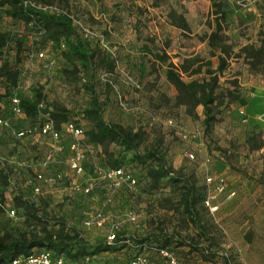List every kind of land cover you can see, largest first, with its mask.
I'll use <instances>...</instances> for the list:
<instances>
[{"label": "rangeland", "instance_id": "rangeland-1", "mask_svg": "<svg viewBox=\"0 0 264 264\" xmlns=\"http://www.w3.org/2000/svg\"><path fill=\"white\" fill-rule=\"evenodd\" d=\"M31 1L50 12L67 13L77 31L84 36L87 34L85 37L98 51L95 66L84 69L78 64L76 68L68 65L64 69L66 64L56 55L52 57L54 47L41 41L30 25L26 27L8 16L7 6L0 5V30L16 37L4 48L0 69L6 58L11 67L20 70L19 95L40 94L47 110L66 114V120H76L84 130L85 147L92 150L94 159L89 165L91 170L78 181L96 178L93 163L99 168L105 167L101 159L105 152L117 156L121 151L113 143L90 144L85 139L89 123L83 110L91 104L93 94L102 104L106 121L131 126L145 134L137 151L123 153L127 169L142 175L155 162L148 159L141 162L134 152L142 154L155 148L171 166L170 176L188 178L196 187L206 190L203 159L209 156L215 176L223 177L227 186L235 190L231 198L220 197L214 216L201 203L197 204L199 218L195 221L179 204L181 183L164 178L155 187L142 177L127 195L130 200L127 206L118 203L121 196L114 198L106 209L110 220L103 228L86 227L84 218L103 200L98 187L100 182L92 192L99 198V204L88 200L84 208L76 210L82 217L77 218L75 214L69 217V222L77 225L87 237L88 230H107L109 223H118L119 230L133 233L135 230H162L175 234L180 240L172 241L168 248L177 256L179 264H264V118L252 117L247 111V121L242 122L239 114L240 108L247 110L254 96L259 94L264 99V0ZM218 25L228 50L218 82L223 89L236 88L240 99L228 109L220 105L222 111L205 127L202 106L183 102V97L169 82L167 72L173 64L184 82L206 76V61L211 60L213 67L217 63L216 57L211 55L207 36ZM40 49L46 51L44 60L33 55ZM248 53L256 57H247ZM191 57L198 60L188 71L199 66L200 72H180L181 64ZM51 58L54 63L49 66L47 61ZM125 75L134 79L139 87H131ZM13 90L9 80L0 77V114L5 112V101ZM117 93L122 97V104L117 101ZM260 104L264 105V101H260L258 107ZM37 124L35 118L17 126ZM193 133L196 137H192ZM252 134L259 136L249 143L247 138ZM27 147H31V152H26V156L16 155L19 160L15 161L14 153L22 154L20 150ZM46 149V140L40 137L16 139L7 132L4 137L0 136V168L8 164L23 167L21 159L24 158L32 169H38L40 166L33 165V160L38 157L39 162ZM189 152L194 153V160L187 157ZM58 158L62 161L52 165L50 171L66 172L63 156ZM14 181L12 177L0 194V231L17 233L27 226L24 211L11 200ZM45 192L48 193L34 196H51L45 207L49 213L73 211L67 199L70 195L67 182L46 187ZM10 209H14L12 216L6 212ZM128 211L135 212L136 222L127 220ZM150 256L154 262L162 264L156 254ZM127 258L122 249L97 254L89 261L119 264Z\"/></svg>", "mask_w": 264, "mask_h": 264}, {"label": "trees", "instance_id": "trees-1", "mask_svg": "<svg viewBox=\"0 0 264 264\" xmlns=\"http://www.w3.org/2000/svg\"><path fill=\"white\" fill-rule=\"evenodd\" d=\"M24 1L0 0V5L7 6L5 13L12 19L20 21L26 27L30 25L31 29L40 35L41 41L46 44L52 42L51 47L55 49V53L52 51V57L56 55V57L60 58L66 64L64 69L68 65L76 68L80 64L84 69L96 65L95 57L98 54L96 46L92 45L90 40L77 31L73 24V19L67 13L50 12L29 4L25 5ZM220 30L221 28L218 25L207 36V42L212 49L211 55L216 57L217 63L213 67L211 60L206 61V76L200 80L191 79L188 82H184L178 69L177 71L174 70L173 64H170L167 72L169 82L174 85L178 95L183 97V102H192L193 105L200 104L202 106L204 113L203 124L205 127H209L214 122L217 113L222 111L219 108L220 105L223 106V109H228L240 99V94L236 88L233 90L223 89L218 82V76L223 72L226 65L224 55L228 54ZM12 39H16V37L12 38L0 30V47L3 46L0 56L4 55V48L11 44ZM60 42L64 45L63 48H59L58 44ZM249 56L256 57L253 53H248L247 57ZM196 60L198 58L192 57L189 60H185L179 67L180 72L188 74L199 73V66L190 72L188 71ZM0 77L4 80L8 79L12 87H15L20 79V70L11 67L5 58L2 60ZM9 95L5 101L7 108L4 113L8 112ZM19 96L26 116L29 119H35L37 102L40 100L41 95L33 93L32 95ZM50 114L55 119L57 127L67 121V115L57 110L50 111ZM83 116L89 123V128L85 132V139L88 143L100 145L113 143L121 148L117 156L113 153L105 152V155L101 158L103 165L105 167H123L127 169L126 165L128 162L124 160L123 153L131 150L137 151L144 140V132L131 126L106 121L102 115V104L93 94L91 95V104L83 110ZM5 133L7 131H2L0 136L4 137ZM258 136V134H252L247 138V142L250 143L257 140ZM134 155L141 162L144 159L155 162L142 175L133 172L137 178V185L142 177L147 179L150 186L155 187L164 178L173 183H181L182 192L180 193L179 204L183 206V211L192 220L196 221V218H199L196 206L199 203L202 204L205 190L196 187L193 181L188 178L170 176L172 172L171 166L155 148L149 149L142 154L134 152ZM33 161V165L37 164L38 157L34 158ZM85 167L88 173L91 170L89 164L85 163ZM208 167L215 174L216 170L211 162ZM31 175L32 167L31 164L27 163L23 167L8 164L0 168V194L4 193L6 183L14 177L15 192L11 200L15 202L18 208L24 211L22 215L25 216L27 226L24 230L17 233H12L10 230L0 231V264H12L16 257L26 256L41 249L50 250L54 256H62L68 264H92V261L90 262L89 260L97 254L114 253L122 249H125L128 260L140 251H149L153 247L168 248L172 241L180 240L177 235L162 230H135V233L130 232V230H120L116 241L112 244H107L105 242L106 230H88V237L95 239L93 242L90 238L83 235V230L69 222V217L76 214L77 218H81L82 215L76 212L77 208H84L86 202L88 200L91 201V199L93 202L95 201L94 204H99V198L92 193L89 195V199L84 196H78L69 202L73 207V211L70 210V212L62 214L49 213L45 207L49 204L51 196L49 194L43 197L34 196L31 185L26 183V178ZM132 189L124 187L116 192L115 199H119L120 196L122 198L118 201L121 206L125 207L130 202L127 195L131 193ZM0 198L2 199V195H0Z\"/></svg>", "mask_w": 264, "mask_h": 264}, {"label": "built area", "instance_id": "built-area-1", "mask_svg": "<svg viewBox=\"0 0 264 264\" xmlns=\"http://www.w3.org/2000/svg\"><path fill=\"white\" fill-rule=\"evenodd\" d=\"M242 1L239 0V2ZM24 4L47 10L44 6L36 4L31 0H25ZM48 45L51 46L52 42H49ZM58 46L59 48H63L64 45L60 42ZM33 55L40 60L46 59V51L44 49L38 50ZM53 63V58L47 61L49 66ZM125 78L131 87H139V84L128 75H125ZM21 87L19 79L14 90L9 95L8 112L0 114V133L7 131L16 139L40 137L42 140H46L47 149L38 162V166L40 167L32 169V175L26 178V183L31 185L34 195H44L48 193L45 192L46 187L67 182L70 191L69 198L67 199L68 201H73L78 196H84L89 199V195L94 191L95 186L102 182L98 187L103 193V200L100 202V206L93 208L92 212L84 218L83 224L86 227L103 228L107 221L110 220L106 209L113 204L116 192L124 187L134 188L137 185L136 176L132 171L123 167L99 168L93 163V168L97 175L96 178H88L85 182L78 181V178H82L87 174L85 163L90 165L91 160L94 159L92 150L89 147H85L83 128L74 119H69L62 123L60 127H57L55 119L51 116L50 111L46 109L43 100L37 102L36 119L38 120V124L36 126H17L18 123L29 119L21 106L20 96L17 92ZM117 101L122 104V97L118 93ZM239 114L241 115V121L246 122L247 117L244 108L239 109ZM192 137H196V133H193ZM59 155H62L64 158L63 162L67 169L66 172L60 170L50 171L52 165L62 161L58 158ZM186 155L191 160L195 159L193 152H189ZM210 162L211 158L205 156L203 159V165L205 166L203 177L206 190L202 204L208 213L214 216L218 211L220 197L226 196L227 198H231L235 195V190L227 186L223 177H216L210 171L208 167ZM68 175L71 177H68ZM6 212L9 216L14 215V209L7 210ZM126 217L130 222L137 221V215L133 211H128ZM119 232L118 223H109V229L106 230L105 234V242L107 244L115 242L119 236ZM151 250L140 251L121 264H159V262H154L151 259L149 252L156 254L161 259L160 263L162 264H179L177 256L169 248L153 247ZM12 264L68 263L62 256H54L50 250L41 249L26 256L16 257L12 261Z\"/></svg>", "mask_w": 264, "mask_h": 264}, {"label": "crops", "instance_id": "crops-1", "mask_svg": "<svg viewBox=\"0 0 264 264\" xmlns=\"http://www.w3.org/2000/svg\"><path fill=\"white\" fill-rule=\"evenodd\" d=\"M262 102V101H264V99L258 94V95H256V96H254L252 99H251V101L249 102V104H248V106H247V110L244 108V110H245V113L248 111L249 112V114L253 117V116H256V117H261V118H264V105H262L261 106V104H260V106L258 107V105H259V102ZM30 149V151H28ZM20 151H23V152H20V153H22V154H16V153H14L15 155H13V159L15 160V161H18L19 160V158L16 156V155H19V156H26V152H31V147H27L26 149L25 148H22V150H20ZM22 160V164H25L26 163V159H21ZM1 165H2V163H0ZM189 261H192V262H194L192 259H189ZM200 261L201 260H198V262L200 263Z\"/></svg>", "mask_w": 264, "mask_h": 264}]
</instances>
